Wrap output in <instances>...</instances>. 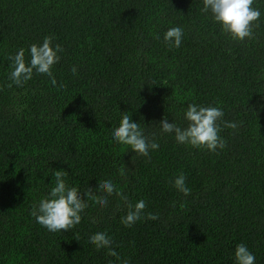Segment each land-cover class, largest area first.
Returning <instances> with one entry per match:
<instances>
[{
	"label": "trees",
	"instance_id": "obj_1",
	"mask_svg": "<svg viewBox=\"0 0 264 264\" xmlns=\"http://www.w3.org/2000/svg\"><path fill=\"white\" fill-rule=\"evenodd\" d=\"M202 0H0V264H234L238 244L264 264V0L253 38L223 34ZM184 30L180 48L163 41ZM63 48L53 75L8 87L9 56L45 37ZM157 37H160L159 39ZM77 74H72V67ZM216 106L223 150H198L163 134L167 118L186 127L188 104ZM160 148L149 157L112 145L121 113ZM143 118V119H142ZM123 169V172L121 171ZM83 191L111 180L126 197L88 201L75 229L49 232L31 216L52 171ZM186 176L188 196L172 181ZM54 184V180L52 181ZM97 195H104L97 193ZM144 200L132 227L128 204ZM112 238V250L87 240Z\"/></svg>",
	"mask_w": 264,
	"mask_h": 264
},
{
	"label": "clouds",
	"instance_id": "obj_2",
	"mask_svg": "<svg viewBox=\"0 0 264 264\" xmlns=\"http://www.w3.org/2000/svg\"><path fill=\"white\" fill-rule=\"evenodd\" d=\"M255 0H202L201 13L209 17L213 23L218 24L223 34L229 35L233 40L244 42L253 38V29L262 15L258 8L253 7ZM158 39L160 37H157ZM184 38L182 27L174 26L167 29L163 34V41L169 48H180ZM54 37H45L42 43H33L27 50L30 59L26 60V51L21 48L14 56H9L10 68L8 79L11 81L8 87L15 85L23 87L33 79V75L47 76L52 85L56 86L57 81L53 75L54 67L61 60L63 48L53 43ZM72 74H77L75 66L71 69ZM121 113V112H120ZM224 111L216 106H203L196 103L188 104L183 112V119L187 122L186 127L178 126L172 121L168 122L163 118L159 122L160 131L163 134L174 136L175 142L181 145H190L198 150L216 152L223 150L226 141L220 135L221 122L230 129H237L234 122H224ZM143 119V118H142ZM112 145H120L132 153L149 157L151 152L160 148L155 138H149L145 134L144 127L140 122L133 121L132 115L128 112L121 113L119 124L110 134ZM123 172V169L121 170ZM51 187L47 195L43 196L38 203L34 204L31 216L36 222L49 232L70 231L76 228L82 221L85 210L89 207L88 201L103 208L108 204L107 197L116 195L123 197L117 186L111 180H105L96 185L95 189L88 188L83 191L67 182L68 172L64 170L52 171ZM54 180V184L52 181ZM172 187L178 193L188 196L191 189L186 184V176L181 173L171 182ZM103 193L104 195H97ZM126 201L127 198L123 197ZM128 212L122 218L125 227H132L137 221L146 216L147 220L155 221L158 215L145 214L146 203L144 200L134 205L128 204ZM90 246L97 251L108 249L109 254L120 260L117 253L112 250V238L107 232H97L87 240ZM256 257L241 243L236 246L234 252V264H255ZM122 264H129L124 260Z\"/></svg>",
	"mask_w": 264,
	"mask_h": 264
}]
</instances>
